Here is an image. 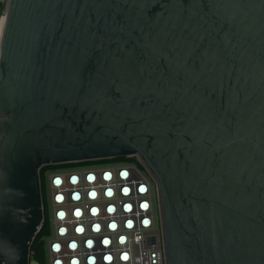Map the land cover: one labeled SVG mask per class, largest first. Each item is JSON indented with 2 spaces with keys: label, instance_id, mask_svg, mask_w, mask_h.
I'll list each match as a JSON object with an SVG mask.
<instances>
[{
  "label": "water",
  "instance_id": "obj_1",
  "mask_svg": "<svg viewBox=\"0 0 264 264\" xmlns=\"http://www.w3.org/2000/svg\"><path fill=\"white\" fill-rule=\"evenodd\" d=\"M130 156L167 264H264V0H6L0 264H29L41 167Z\"/></svg>",
  "mask_w": 264,
  "mask_h": 264
},
{
  "label": "built area",
  "instance_id": "obj_2",
  "mask_svg": "<svg viewBox=\"0 0 264 264\" xmlns=\"http://www.w3.org/2000/svg\"><path fill=\"white\" fill-rule=\"evenodd\" d=\"M137 159L44 173L45 264H167L159 185Z\"/></svg>",
  "mask_w": 264,
  "mask_h": 264
},
{
  "label": "trees",
  "instance_id": "obj_3",
  "mask_svg": "<svg viewBox=\"0 0 264 264\" xmlns=\"http://www.w3.org/2000/svg\"><path fill=\"white\" fill-rule=\"evenodd\" d=\"M5 1L0 0V17L3 14L4 8H5ZM115 160H129V161H135L137 164L140 165L137 157H116V158H111ZM109 160V159H107ZM105 161V160H101ZM90 162H98V161H89ZM78 163H71V164H62V165H47L43 166L39 170V182H40V189H41V198H42V204H43V223L40 228V230L36 233L31 245H30V252L32 253V259L38 262L39 264H45V246H44V238L47 237L50 232V224H49V219L46 211V194H45V188H44V173L47 170L50 169H55V168H60V167H67V166H74L77 165ZM83 164V163H79Z\"/></svg>",
  "mask_w": 264,
  "mask_h": 264
},
{
  "label": "rangeland",
  "instance_id": "obj_4",
  "mask_svg": "<svg viewBox=\"0 0 264 264\" xmlns=\"http://www.w3.org/2000/svg\"><path fill=\"white\" fill-rule=\"evenodd\" d=\"M30 264H39L38 262H36L35 260L31 259Z\"/></svg>",
  "mask_w": 264,
  "mask_h": 264
},
{
  "label": "snow or ice",
  "instance_id": "obj_5",
  "mask_svg": "<svg viewBox=\"0 0 264 264\" xmlns=\"http://www.w3.org/2000/svg\"><path fill=\"white\" fill-rule=\"evenodd\" d=\"M57 183H58V181H57ZM93 195H95V194H93ZM58 199H59V197H58ZM93 211H95V209H94ZM60 215L62 216L63 213H61ZM79 230H80V229H78V231H79ZM104 243L107 244L108 242L105 240Z\"/></svg>",
  "mask_w": 264,
  "mask_h": 264
}]
</instances>
